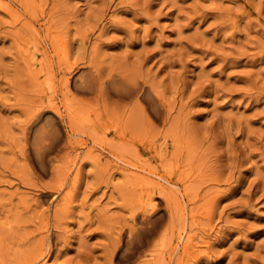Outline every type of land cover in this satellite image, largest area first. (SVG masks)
<instances>
[{
	"label": "rangeland",
	"instance_id": "obj_1",
	"mask_svg": "<svg viewBox=\"0 0 264 264\" xmlns=\"http://www.w3.org/2000/svg\"><path fill=\"white\" fill-rule=\"evenodd\" d=\"M56 263L264 264V0H0V264Z\"/></svg>",
	"mask_w": 264,
	"mask_h": 264
},
{
	"label": "bare ground",
	"instance_id": "obj_2",
	"mask_svg": "<svg viewBox=\"0 0 264 264\" xmlns=\"http://www.w3.org/2000/svg\"><path fill=\"white\" fill-rule=\"evenodd\" d=\"M6 8V7H5ZM44 13V12H43ZM52 38V37H51ZM56 38V37H55ZM63 38V37H62ZM57 40V39H56ZM61 40V39H60ZM65 42V41H64ZM57 43V42H56ZM60 43V42H59ZM61 44H63V43H61ZM36 45V44H35ZM68 45H71V44H68ZM73 45V44H72ZM65 46V45H64ZM50 47H51V45H50ZM47 49V48H46ZM53 49H54V47H53ZM50 52V51H49ZM41 53V52H40ZM42 54V53H41ZM35 58V57H34ZM43 59V58H42ZM50 59H51V57H50ZM53 60V59H52ZM52 63V62H51ZM114 80V79H113ZM49 81V80H48ZM69 81V80H68ZM111 83V82H110ZM113 83V82H112ZM130 84V83H129ZM116 85V84H115ZM126 85V84H125ZM127 86V85H126ZM136 86V85H135ZM103 88H104V86H102ZM128 87V86H127ZM133 87V86H132ZM112 89V88H111ZM107 90H108V88H107ZM127 91V90H126ZM52 92V91H51ZM119 92V91H118ZM131 92V91H130ZM112 93V92H111ZM114 93V92H113ZM117 93V92H116ZM150 93V92H149ZM112 95V94H111ZM121 95H122V93H121ZM126 95V94H125ZM143 96H144V94H143ZM127 97V96H126ZM70 99V98H69ZM125 99V98H124ZM153 100V99H152ZM151 101V100H150ZM156 103H157V100L155 101ZM152 103V102H151ZM70 104H72V103H70ZM156 106V105H155ZM158 106H160V105H158ZM152 107H153V105H152ZM158 108V107H157ZM159 108H161V107H159ZM74 109V108H73ZM72 109V110H73ZM156 109V108H155ZM68 110V109H67ZM34 117V116H33ZM38 125V124H37ZM38 127V126H37ZM44 128V127H43ZM26 133V132H25ZM52 137V136H51ZM37 139H39V138H37ZM46 139V138H45ZM44 139V140H45ZM32 140V139H31ZM43 140V139H42ZM36 141V140H35ZM39 141H41V139H39ZM45 141H47V140H45ZM44 142V141H43ZM48 142V141H47ZM47 142H45V144L47 145ZM35 144V143H34ZM43 145H44V143H42ZM37 147H38V145H37ZM40 148V147H39ZM37 149V150H40V149ZM42 148V147H41ZM49 149V148H48ZM45 150V149H44ZM39 152H37V154H38ZM38 156H39V154H38ZM40 158V157H39ZM42 161V160H41ZM155 194V193H154ZM156 198V197H155ZM154 199V198H153ZM152 208V207H151ZM142 219V218H141ZM142 222V221H141ZM143 223V222H142ZM146 223V222H145ZM146 229V228H145ZM171 237V236H170ZM130 239V238H129ZM132 239V238H131ZM168 239H170L169 237H168ZM142 241V240H141ZM125 242V241H124ZM161 242V241H160ZM135 243V242H134ZM138 243V242H137ZM131 244H132V241H131ZM139 244V243H138ZM160 245V244H159ZM131 246H133V245H131ZM140 246V245H139ZM158 246V245H157ZM132 249V248H131ZM136 249V248H135ZM162 249V248H161ZM164 249V248H163ZM184 249V248H183ZM153 252V251H152ZM156 252V251H155ZM160 251H158V253H159ZM162 252H163V250H162ZM196 253V252H195ZM161 254V253H160ZM164 254V253H163ZM143 255V254H142ZM146 255V254H145ZM134 256V255H133ZM184 257V256H183ZM132 258V257H131ZM156 258V256H155V254H151V259H155ZM160 258V257H159ZM158 258V259H159ZM151 259H149V260H147V263L148 262H151ZM157 259V258H156ZM57 264V263H56Z\"/></svg>",
	"mask_w": 264,
	"mask_h": 264
}]
</instances>
